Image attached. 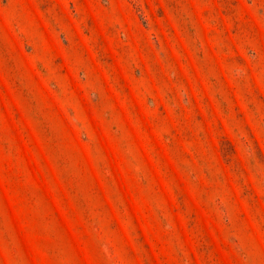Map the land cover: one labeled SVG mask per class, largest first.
Wrapping results in <instances>:
<instances>
[{
  "label": "rangeland",
  "instance_id": "rangeland-1",
  "mask_svg": "<svg viewBox=\"0 0 264 264\" xmlns=\"http://www.w3.org/2000/svg\"><path fill=\"white\" fill-rule=\"evenodd\" d=\"M0 264H264V0H0Z\"/></svg>",
  "mask_w": 264,
  "mask_h": 264
}]
</instances>
